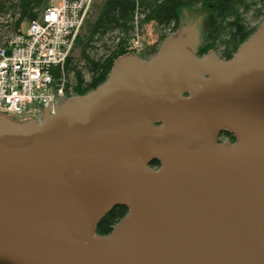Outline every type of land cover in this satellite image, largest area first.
<instances>
[{
	"label": "water",
	"instance_id": "1",
	"mask_svg": "<svg viewBox=\"0 0 264 264\" xmlns=\"http://www.w3.org/2000/svg\"><path fill=\"white\" fill-rule=\"evenodd\" d=\"M207 28L185 10L42 120L0 113V264H264V18L229 59Z\"/></svg>",
	"mask_w": 264,
	"mask_h": 264
},
{
	"label": "trees",
	"instance_id": "2",
	"mask_svg": "<svg viewBox=\"0 0 264 264\" xmlns=\"http://www.w3.org/2000/svg\"><path fill=\"white\" fill-rule=\"evenodd\" d=\"M48 1L0 0V18L6 15L16 18L14 27L18 30L24 22L35 19L48 6ZM256 5H260L258 17L263 20L264 0H104L94 19L90 21V14L85 22L89 24L88 32L86 36H79L77 41V46L82 45L81 54L68 60L67 76L73 78L75 94H85L102 84L114 61L128 53L125 47L133 32L137 12L144 15L145 21H152L164 29L172 28L175 32L185 10H208L212 13V20L200 54L223 48L230 58L259 26L248 28L244 22L245 13ZM113 32H117L114 50L101 56L91 54L94 42ZM156 52L157 48L152 54ZM156 166H160L157 160L152 163V167ZM127 212V206H115L99 222L97 233L110 234Z\"/></svg>",
	"mask_w": 264,
	"mask_h": 264
},
{
	"label": "built area",
	"instance_id": "3",
	"mask_svg": "<svg viewBox=\"0 0 264 264\" xmlns=\"http://www.w3.org/2000/svg\"><path fill=\"white\" fill-rule=\"evenodd\" d=\"M96 0H56L0 43V113L41 119L73 93L67 63ZM141 52L140 34L126 43ZM10 50L11 54H7Z\"/></svg>",
	"mask_w": 264,
	"mask_h": 264
},
{
	"label": "rangeland",
	"instance_id": "4",
	"mask_svg": "<svg viewBox=\"0 0 264 264\" xmlns=\"http://www.w3.org/2000/svg\"><path fill=\"white\" fill-rule=\"evenodd\" d=\"M55 1L56 0H49L47 5H50V4L54 3ZM103 2H104V0H97L96 1L94 9L92 10V13L90 15V21L94 19L95 15L97 14L99 6ZM194 10H198V9H194ZM258 10H260V5H256V6L252 7L250 10H248L247 14L244 16V19L246 20L248 25L257 26V25L261 24L260 22H262V18L258 17V13H259ZM190 11L192 12V10H190ZM196 12H198V11H196ZM183 15H184V13H183ZM183 15L181 16V18L183 17ZM15 19L16 18H14V19L10 18L9 15H6V16L0 18V43H2L6 38L13 35L15 32H17V30L14 27V20ZM182 19H180V22L182 21ZM28 27H29L28 21L24 22L21 25V28H23L24 31L27 30ZM88 27H89V24H85L82 27L79 36H81V37L86 36V34L88 32ZM177 31L174 32V30L172 28L164 29L152 21H145L144 15L137 12L136 15L134 16V29H133V32L130 35L128 40L130 41L132 38L136 37V35L139 33L144 48L141 51V54H138V55L141 56V55H145V54H152L153 50H155L156 48L158 50V48L161 46L164 39L168 35L174 34ZM79 36L77 38V41L79 39ZM77 41H76L75 49L73 52V56H76V57L80 56L81 50H82V45L77 46ZM116 41H117V32L107 34L100 41L94 42L95 48L91 49V54L96 55V56H101L106 52L110 53L112 50H114L113 48L115 46ZM212 50L217 51V49H212ZM221 50L223 51V48H221ZM217 52L219 54V51H217ZM150 56L152 57V55H150ZM69 81L73 82V78L70 77ZM74 85H75V83H74ZM74 91H75V88H74ZM37 120H39V119H37Z\"/></svg>",
	"mask_w": 264,
	"mask_h": 264
},
{
	"label": "flooded vegetation",
	"instance_id": "5",
	"mask_svg": "<svg viewBox=\"0 0 264 264\" xmlns=\"http://www.w3.org/2000/svg\"><path fill=\"white\" fill-rule=\"evenodd\" d=\"M193 11H198L202 14H204L205 18H206V21L208 22V28H207V31H206V36H207V33H208V30L210 28V25H211V20H212V13L209 12L208 10H205V9H198V10H192ZM247 13H245L246 15ZM184 17V15H183ZM182 17V18H183ZM181 18V19H182ZM244 22L245 24L248 26V28H251L252 26L251 25H248L246 20L244 19ZM205 40H206V37H205ZM205 44V42H204ZM239 48V47H238ZM217 51H219V54L222 58L224 59H228L226 52L222 51L221 48H217ZM150 55H153V54H145V55H141L142 57L144 58H150L151 56ZM234 55V54H233ZM231 58V57H230ZM218 142L219 143H234L237 141V137L234 133H232L231 131L229 130H224V131H221L219 134H218Z\"/></svg>",
	"mask_w": 264,
	"mask_h": 264
},
{
	"label": "bare ground",
	"instance_id": "6",
	"mask_svg": "<svg viewBox=\"0 0 264 264\" xmlns=\"http://www.w3.org/2000/svg\"><path fill=\"white\" fill-rule=\"evenodd\" d=\"M204 54V53H203Z\"/></svg>",
	"mask_w": 264,
	"mask_h": 264
}]
</instances>
